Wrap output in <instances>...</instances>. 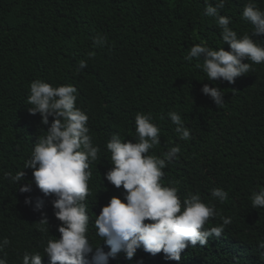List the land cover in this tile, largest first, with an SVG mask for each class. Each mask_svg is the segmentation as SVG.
I'll return each instance as SVG.
<instances>
[{
    "label": "trees",
    "instance_id": "obj_1",
    "mask_svg": "<svg viewBox=\"0 0 264 264\" xmlns=\"http://www.w3.org/2000/svg\"><path fill=\"white\" fill-rule=\"evenodd\" d=\"M213 4L215 0H210ZM248 0H227L220 14L230 17L238 38L256 36L241 13ZM264 11V0H255ZM205 0H0V240L10 244L0 253L7 264H21L24 252H39L49 239L59 238V221L49 198L43 212L47 225L39 223L40 212L24 204L42 193L32 186L21 194L19 185L5 173L23 169L36 139L45 135L37 113L28 112L29 85L41 79L53 87L77 88L76 107L88 115L89 135L100 152L91 162L86 198L93 247H104L96 236L95 215L113 196L123 201V189L104 179L112 167L106 149L112 134L135 142V116L151 114L160 129V144L149 155L162 157L172 146L181 151L164 169L161 183L178 189L183 200L199 193L205 204L214 205L216 215L205 225L222 224L231 218L219 238L207 246H190L179 264H264V208L254 209L250 197L264 186V62L251 61L248 73L234 84L209 81L195 58L184 59L190 47L206 44L213 50L229 46L222 42L215 18L204 15ZM106 37L104 47H95L92 37ZM95 55L89 57L88 53ZM81 60L87 67L79 72ZM224 91V104L217 107L201 88ZM181 115L191 139L181 140L169 112ZM51 117L49 122L51 123ZM21 184L31 181V169ZM228 193L224 202L210 195L213 188ZM100 243V244H99ZM42 264H49L43 256ZM109 264H177L138 250L132 260L123 253Z\"/></svg>",
    "mask_w": 264,
    "mask_h": 264
},
{
    "label": "clouds",
    "instance_id": "obj_2",
    "mask_svg": "<svg viewBox=\"0 0 264 264\" xmlns=\"http://www.w3.org/2000/svg\"><path fill=\"white\" fill-rule=\"evenodd\" d=\"M226 2L215 0L213 4L205 0L204 15L215 18L222 42L229 50L223 47L213 50L201 43L191 46L184 59L202 61L196 66L206 74L207 80L234 84L251 68L243 61L264 62V45L249 34L238 38L229 26L231 18L220 14ZM241 16L252 25L253 35H264V11L256 6L255 0H248ZM92 40L95 47H104L107 43L106 37L100 34ZM88 55L92 57L95 53ZM86 67L87 62L81 60L76 71ZM201 93L210 97L217 107L225 103L224 91L218 87L205 84ZM76 100L77 88L73 85L53 87L41 79L30 83L28 112L38 113L47 130L43 137L36 139L23 169L15 175L5 173L19 185L21 194L31 193L33 184L42 193L43 198L36 197L34 201L30 196L25 197L24 204L40 212L39 223L47 225V231L44 198L51 197L53 214L59 221L56 229L59 238L49 239L43 249L49 264H109L121 253L125 259L132 260L141 249L153 256L162 253L166 261L179 264L185 249L207 246L210 238L221 236L231 218L221 217L222 224L205 228L209 220L218 215L215 206L205 204L199 193H189L181 200L176 187L161 183L164 169L177 159L181 149L172 146L162 157L149 155V150L160 144V129L152 122L150 113H137L135 142L114 133L106 144L112 167L104 174V179L117 189L122 187L123 201L113 196L95 215V234L108 250L99 245L93 247L87 238L90 217L85 201L90 194V163L97 161L100 149L93 145L87 126L88 115L76 107ZM167 115L176 126L174 131L178 137L184 141L191 139L181 115L174 111ZM24 169H31L32 179L21 184L26 176ZM210 195L221 203L228 198V193L219 187L211 189ZM250 201L252 208H264V186L252 192ZM9 244L7 238L0 240V253ZM259 247L264 249V242ZM6 256L5 253V258H0V264H7ZM43 256L39 252H24L21 264H42Z\"/></svg>",
    "mask_w": 264,
    "mask_h": 264
}]
</instances>
